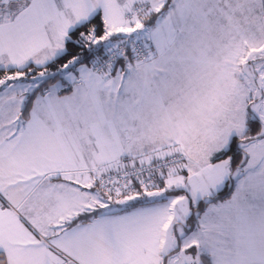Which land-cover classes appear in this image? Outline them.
Here are the masks:
<instances>
[{
  "label": "snow or ice",
  "instance_id": "snow-or-ice-1",
  "mask_svg": "<svg viewBox=\"0 0 264 264\" xmlns=\"http://www.w3.org/2000/svg\"><path fill=\"white\" fill-rule=\"evenodd\" d=\"M0 264H264V0H0Z\"/></svg>",
  "mask_w": 264,
  "mask_h": 264
}]
</instances>
